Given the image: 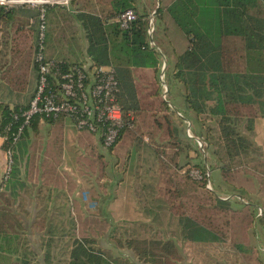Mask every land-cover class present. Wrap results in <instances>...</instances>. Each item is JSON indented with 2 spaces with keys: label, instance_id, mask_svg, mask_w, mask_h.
<instances>
[{
  "label": "trees",
  "instance_id": "obj_1",
  "mask_svg": "<svg viewBox=\"0 0 264 264\" xmlns=\"http://www.w3.org/2000/svg\"><path fill=\"white\" fill-rule=\"evenodd\" d=\"M152 1L165 25L164 29H157L154 34L156 47L150 46L147 11L140 13L133 9L129 0H98L100 15L89 12L73 18L65 7H50L47 10L45 42L48 56L70 61H62L64 70L89 62H80L78 55H84L85 59L89 57L91 68L114 70L119 85L117 101L123 112L125 127L117 143L108 150L113 151L120 140L129 134L136 117L150 112L157 114V129L163 137L168 138L164 147L176 149V154H179L180 149L177 148L183 144V140L173 118L186 125L184 119L191 121L195 115L202 125L207 120L213 122L219 149L225 152L228 160L225 171L248 168V164L255 161L254 155L258 151L245 132L253 130L258 108H264V0ZM82 3L92 8V0ZM130 9L137 19L129 29L108 24L112 18ZM30 11L34 13L31 16L36 20L34 27L39 37L40 12L36 9ZM16 13L17 10L0 8V20L8 23ZM83 41L87 43L85 49ZM160 51L166 57L164 83L160 80L164 64ZM228 52L235 53V57L238 55L241 61L238 70L229 68L230 61L226 59ZM2 64L0 60V79L11 82V77L4 76ZM6 72L10 74L11 70ZM163 84L168 86L169 94L177 86H182L186 106L184 119L177 115V112H181L172 108L170 101L163 99ZM5 89L0 84V93ZM4 93L0 96L1 149L11 153V169L0 183V254L11 258L21 253L22 258L16 259V262L32 264L31 256L37 252L29 246L25 222L8 207L11 200L4 196L21 182L22 158L27 154L31 158L33 156L30 155L32 134L39 132L42 123L56 127L53 145L58 149L64 119L35 116L28 126H24L23 113L31 101L24 102L21 101L22 97H18L11 102ZM213 129L208 128V136ZM21 130V136L15 141ZM187 139L197 143L194 139ZM61 151H57L60 158L63 156ZM215 153L220 155L218 151ZM156 154L159 156L158 151ZM194 168L206 174L204 166L196 165ZM204 180L208 181L206 175ZM2 201H6L7 205ZM218 203L223 204L220 200ZM253 216V213L246 215L243 222L249 220L247 224L250 225ZM178 223L183 241L199 244L220 241L217 233L195 218L184 216ZM48 228L47 235L55 236L56 231L51 229V225ZM122 241L118 240L120 246L132 250L145 264H178L182 261L179 246L171 239L137 236L126 238L124 243ZM52 245V240L46 243L45 264H55L50 250ZM67 252V260L62 262L59 259L57 264H136L133 258L125 259L121 252H106L99 240L91 235L75 238L68 245Z\"/></svg>",
  "mask_w": 264,
  "mask_h": 264
},
{
  "label": "rangeland",
  "instance_id": "obj_2",
  "mask_svg": "<svg viewBox=\"0 0 264 264\" xmlns=\"http://www.w3.org/2000/svg\"><path fill=\"white\" fill-rule=\"evenodd\" d=\"M234 54L228 52L226 59L230 61L229 68L238 70L241 61ZM82 60H85L84 55L80 56L79 61ZM11 71L13 75L19 73L18 69ZM183 92L179 85L171 90L168 99L182 116H186ZM156 115L148 112L134 117L135 124L129 134L113 151L100 145L98 135L84 133L86 136L80 135L83 141L73 138L64 142V156L60 158L57 151L61 149H54L51 133L45 129L44 123L37 134H32L30 155L34 157L27 154L22 158L21 182L4 196L11 200L8 207L25 222L29 246L37 252L31 256L32 264H45L49 240L53 241L50 249L53 263L57 264L59 259L62 262L67 260L68 245L75 238L88 235L99 240L106 252H121L125 259L133 258L136 264L145 263L132 250L120 246L119 239L123 243L126 238L137 236L171 239L177 243L182 255L178 264H247L237 259L243 251L241 246L234 245V214L223 212V205L218 203L223 194L222 189L219 191L220 179L226 178V189L229 190V183L239 171L237 168L225 171L228 160L225 152L219 149L213 122L207 120L202 125L195 115L191 118L193 134L204 146L202 149L198 143L187 139L186 125L173 118L183 140L177 148L180 152L176 154V149L164 147L168 138L157 129ZM210 127L214 128L209 134L211 138L207 132ZM215 151L220 155L217 156ZM196 165L207 169V182L201 170L194 168ZM221 167L224 168V178L218 171ZM10 169L11 154L0 148V183L9 175ZM194 172L203 179L198 180ZM231 201V206L243 207L234 197ZM2 202L7 205L6 201ZM147 206L158 209V212L167 211L162 215L157 212L139 215L153 219L149 228L140 229L133 225L138 221V214H123L125 210ZM184 216L195 218L210 228L220 241L203 244L183 241L178 221ZM50 225L56 231L53 237L47 235ZM9 258L0 254V264H20L16 259L22 255Z\"/></svg>",
  "mask_w": 264,
  "mask_h": 264
},
{
  "label": "crops",
  "instance_id": "obj_3",
  "mask_svg": "<svg viewBox=\"0 0 264 264\" xmlns=\"http://www.w3.org/2000/svg\"><path fill=\"white\" fill-rule=\"evenodd\" d=\"M84 0H77L73 6L72 10L67 12L75 18L80 13H93L100 15L101 6L98 0H92V8L90 9ZM158 1V0H157ZM152 0H129L132 8L137 9L140 13L147 11L148 15L151 11L157 10L153 7ZM166 1L164 0V3ZM158 4V2H157ZM161 5V2H160ZM78 7V9L76 8ZM17 10L16 15L13 19L9 20L8 23L0 20V60L2 61L1 69L4 72V76L11 77V82L7 79H0V84L7 89L0 93V96L6 94L8 101H16L18 97H22L21 101L28 102L31 101L37 86L38 80V69L35 64V52L38 43V31L36 32L35 23L36 20L32 18L33 9H12ZM31 16V17H30ZM119 16V15H118ZM112 18L108 24H116L117 17ZM165 25L159 16H157V29L160 31L164 29ZM39 28V27H38ZM39 30V29H38ZM83 49L87 46L86 42H82ZM77 51V50H76ZM46 53L49 59H55L58 61L69 62L68 60L59 59L57 57L48 56V47L46 45ZM80 59L78 55V60ZM85 60L90 58L86 56ZM84 60L80 61L83 62ZM88 62V61H87ZM18 69V75H13L7 73L8 70ZM1 98V97H0ZM63 127H61V143L60 147L63 148L64 142L71 141L75 138L77 141H83L80 136L86 132H79L72 125L69 119L63 118ZM48 128V133H51V142L54 143L53 138L56 132V127L48 125L45 123V129ZM75 131V133L72 132ZM249 139L254 143L257 148V155L255 161L250 162L248 168H237L239 173L234 178L233 182H230V188L227 190V180L223 177L224 169L219 168L221 176L225 179H220L219 181V191L222 189V196L219 200L223 202L222 211H229L230 214H234V245L241 246L242 253L238 254L237 259L239 261H244L247 264H264V108H258L257 117L254 122V127L251 132H245ZM84 136H86L84 134ZM3 143V139L0 138V148ZM94 144V142H93ZM102 146V144L100 143ZM54 149L56 148L53 146ZM103 147V146H102ZM57 150V148H56ZM62 152V151H61ZM64 156V153L62 152ZM233 193V194H231ZM231 197H234L238 202H241L243 207L235 204L231 206ZM227 202V200H229ZM233 199V198H232ZM153 212L164 214L167 211H159L154 207H142L134 208L132 210H125L123 214H138V221L134 222L138 228H149L153 219L151 220L147 216L140 217L139 215H149ZM254 214L251 224L249 220L243 222V219L248 214ZM259 213L262 216L259 217ZM259 249V253H256Z\"/></svg>",
  "mask_w": 264,
  "mask_h": 264
},
{
  "label": "built area",
  "instance_id": "obj_4",
  "mask_svg": "<svg viewBox=\"0 0 264 264\" xmlns=\"http://www.w3.org/2000/svg\"><path fill=\"white\" fill-rule=\"evenodd\" d=\"M77 0H0V8L36 9L40 12L39 37L35 52V64L38 69V80L35 93L28 109L23 113L24 126H28L35 116H45L54 120L66 118L79 132L98 135L104 149L112 148L119 140L125 127L124 116L118 104L119 85L112 68H91V63L75 64L64 70L62 61L49 59L46 53V13L50 7H65L72 10ZM157 10L150 12L148 17V35L150 46L156 47L154 34L157 31ZM137 15L130 9L121 13L117 19L121 29H129L136 21ZM160 80L164 83L166 60ZM163 99L169 102V89L163 84ZM173 108V106L170 104ZM180 118L182 114L177 112ZM186 135L204 146L192 132L193 123L184 119ZM22 130L15 137L19 139ZM9 154H11L9 152ZM198 177V172H194ZM203 179L202 176L198 180ZM262 216V213H259Z\"/></svg>",
  "mask_w": 264,
  "mask_h": 264
}]
</instances>
